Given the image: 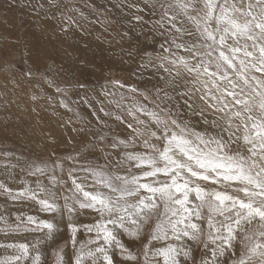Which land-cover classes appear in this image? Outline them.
<instances>
[{"label":"snow or ice","instance_id":"6c2138e0","mask_svg":"<svg viewBox=\"0 0 264 264\" xmlns=\"http://www.w3.org/2000/svg\"><path fill=\"white\" fill-rule=\"evenodd\" d=\"M130 7L141 11L136 4ZM145 7L153 14L158 10L153 29L164 43L162 51L145 47L140 67L151 69L158 82L152 90H140L110 81L133 94L126 108L123 94L109 101L132 122L99 109L126 122L132 132L127 138L113 135L110 143L104 133L97 136L103 146L85 145L81 153L99 147L105 162L69 168L70 195L58 194L56 185L66 181L56 175L48 176L51 187L39 179L63 172L59 159L51 166L46 161L29 165V175L37 177L35 188L24 182L14 190L0 180V194L34 201L41 212L59 216L18 214L14 226L0 216L3 230L42 232L52 240L64 223L73 249L67 264H116V251L122 264H160L157 258L162 264H264V0H146ZM133 19L142 22L143 16ZM165 28L167 35L159 32ZM137 93L154 107L137 99ZM180 100L177 108L186 107L213 130L198 131L174 112L168 101ZM137 144L143 150H136ZM81 153L64 159L76 164ZM77 172L86 175L78 179ZM85 215L91 222L81 219ZM82 233L86 240L80 239ZM123 236L139 241L141 248L133 251ZM42 242L0 244L16 253L0 264H41ZM193 245L203 247L199 260ZM53 255L54 264H66L63 247Z\"/></svg>","mask_w":264,"mask_h":264},{"label":"rangeland","instance_id":"374dc122","mask_svg":"<svg viewBox=\"0 0 264 264\" xmlns=\"http://www.w3.org/2000/svg\"><path fill=\"white\" fill-rule=\"evenodd\" d=\"M135 1L0 0V180L10 188L18 190L24 186V182L35 188L37 177L29 175V165L46 161L51 166L54 160L59 159L64 163V171L57 169L55 173H46L39 179L43 185L51 187L48 176L56 175L58 179L66 181L63 186L56 185L57 192L70 195L67 192L71 187L67 175L69 168L86 166L88 161L105 162L99 147L81 153L85 145L103 146L97 136L104 133H108L107 142L110 143L113 135L127 138L132 132L126 125V122H132V118L109 101L119 100L123 94L122 104L126 108L132 103L133 94L128 92L127 87L120 88L110 81L118 79L140 90H152L158 78L151 69H141V52L145 47L150 52L162 51L160 45L164 43V36L153 29L154 22L159 19L158 10L157 14H153L145 7L146 0L137 1L141 3ZM133 4L138 5L141 11L130 7ZM134 15H142L143 21H136ZM145 29L147 31L144 33ZM159 32L167 35L166 28L159 29ZM58 88L61 91L58 92ZM183 90L181 87L180 91ZM105 92L109 95L105 96ZM135 95L149 108L154 107L150 100H143L138 93ZM150 95L155 99L151 91ZM197 100L196 104L202 107V102ZM156 103L160 104V101ZM177 103L182 105L183 101H168L174 112L178 110L183 119L190 120L200 131L203 120L199 116H191L186 107L177 108ZM101 107L122 115L126 122L117 121L115 116H104L99 111ZM209 114H212L211 110L205 115ZM210 116L212 119L213 115ZM141 118L145 117L141 115ZM50 130L60 134L61 139H49L46 133ZM136 150L143 149L137 144ZM105 151L115 154L118 150L106 148ZM5 153L11 155L5 156ZM77 153H81V156L77 157L76 164L64 159ZM121 174H124L123 171ZM75 175L83 179L86 174L77 172ZM86 183H92L90 176ZM59 202L63 203L62 200ZM18 214L59 220V216L41 212L34 201H13L0 194V216L14 226ZM81 219L88 223L92 218L85 215ZM3 229L5 225L0 221V244H31L37 239L42 240L39 246L41 264H54L53 252L61 247L66 264L73 256V249L68 243L70 233L64 223L58 225L52 240H45L42 232ZM80 239L86 240L87 234L82 233ZM122 240L133 251L141 248L139 241L127 236H123ZM193 249L199 260L203 247L193 245ZM15 254L12 249L0 247V260ZM122 259L116 251V264H122ZM157 259L162 264V259Z\"/></svg>","mask_w":264,"mask_h":264},{"label":"bare ground","instance_id":"6f19581e","mask_svg":"<svg viewBox=\"0 0 264 264\" xmlns=\"http://www.w3.org/2000/svg\"><path fill=\"white\" fill-rule=\"evenodd\" d=\"M76 1V0H75ZM94 1V0H93ZM102 1V0H101ZM117 1V0H116ZM135 1V0H134ZM138 1V0H137ZM137 1H135V3H141V2H137ZM62 2V1H61ZM90 2V1H89ZM98 2V1H97ZM246 2H247V0H246ZM62 5V4H61ZM69 5V4H68ZM78 5H79V3H78ZM91 5V4H90ZM118 5V4H117ZM102 6V5H101ZM108 5H106V7H107ZM65 7V6H64ZM72 8V7H71ZM90 8V7H89ZM116 8V7H115ZM114 8V9H115ZM126 8V7H125ZM128 8V7H127ZM60 9V8H59ZM102 9V8H101ZM119 9V8H118ZM130 9V8H129ZM128 9V10H129ZM102 11V10H101ZM104 11V10H103ZM107 11H108V9H107ZM106 11V12H107ZM113 12H114V10H113ZM120 12H122V11H120ZM116 13V12H115ZM114 13V14H115ZM127 13V12H126ZM130 14V13H129ZM113 15V14H112ZM128 15V14H127ZM131 15V14H130ZM129 15V16H130ZM117 16V15H116ZM128 16V17H129ZM85 20V19H84ZM106 20V19H105ZM68 22V21H67ZM91 23H93V22H91ZM79 24H81V23H79ZM86 24V23H85ZM97 25V24H96ZM117 26V25H116ZM121 26V25H120ZM72 27H74V26H72ZM83 27H86V26H83ZM96 27V26H95ZM107 27V26H106ZM119 27V26H118ZM8 28V27H7ZM75 28V27H74ZM23 30H24V27H23ZM147 30L145 29L144 30V33L146 32ZM148 32H149V30H148ZM130 33V32H129ZM150 33V32H149ZM148 33V34H149ZM87 37V36H86ZM90 37V36H89ZM137 38V37H136ZM140 43V42H139ZM152 44V43H151ZM2 57V56H1ZM156 78V77H155ZM174 95V94H173ZM198 101V100H197ZM92 115V114H91ZM210 115H212V114H209L208 116H207V118H208V120L209 121H211L212 119H211V117L212 116H210ZM123 123V122H122ZM109 124V123H108ZM77 125V124H76ZM127 125V124H126ZM125 127V126H124ZM126 128V127H125ZM205 128H207V129H209L210 131H212L213 129L211 128V125L209 124V125H205L204 123L202 124V126H201V128H199V129H201V130H204ZM18 129V128H17ZM131 130V129H130ZM78 131V130H77ZM129 131V130H128ZM47 135H48V137H49V139H51V140H53V139H61V135L60 134H58L56 131H54V130H50V131H48L47 133H46ZM73 134V133H72ZM56 135H59V136H56ZM128 135V134H127ZM42 136V135H41ZM77 136V135H76ZM53 138V139H52ZM65 138V137H64ZM63 141V140H62ZM60 148V147H59ZM61 151V150H60ZM117 151V150H116ZM51 153V152H50ZM59 194V193H58ZM62 203V202H61ZM58 216V215H57ZM56 217V216H55ZM54 218V217H53ZM63 238V237H62Z\"/></svg>","mask_w":264,"mask_h":264}]
</instances>
